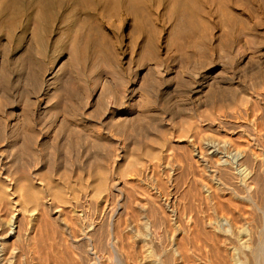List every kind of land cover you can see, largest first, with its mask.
Instances as JSON below:
<instances>
[{"label":"rangeland","instance_id":"rangeland-1","mask_svg":"<svg viewBox=\"0 0 264 264\" xmlns=\"http://www.w3.org/2000/svg\"><path fill=\"white\" fill-rule=\"evenodd\" d=\"M263 97L264 0H0V177L13 184L21 175L15 166L13 168L15 153L18 154L15 147L25 135L29 146L33 142L29 158L31 167L27 171L33 174L42 169L36 184H40L43 170L51 162L59 170L58 175L54 173L51 177L53 180L60 177L59 180L61 167L71 164L77 159L75 157L79 158L78 164L83 167L95 151H120L118 160L115 155L116 159L109 163L110 174L114 173L115 177L110 176L122 192L133 190L136 195L134 202L146 206L148 195L153 197V194L159 193V186L163 187L160 189L162 192L183 186L178 189V192H183L196 185L197 181L199 184L201 178L207 179V168L206 172L203 168L206 175H201V167L197 168V172L193 170V165L190 168L182 165L189 163L185 154L191 152L193 140L197 138H203L200 141L230 139L235 144L232 146L238 147L245 144L242 141L249 134L258 140L254 151L260 153L264 149ZM138 119L146 121L141 123ZM137 121L140 122V130ZM184 123L188 128L191 123L199 127V130H194L195 137L193 130L182 132L187 127ZM123 126L126 127V131L123 129L125 133H122ZM21 130L29 134H21ZM196 132H199V137ZM142 133L155 140L157 144L153 142V145L157 148L166 136L170 135V138L167 137L164 142L166 147L161 148L159 159L155 161L153 157H146L144 165H138V171H133L134 176L130 173L125 175L128 179L121 177L117 168L127 158L122 154L126 153L128 157L132 154L134 137L139 138L143 146L139 153H143L146 147V151L156 150L154 146L151 148V140ZM122 148L126 149L125 153L120 150ZM35 156L43 161H36ZM174 160L177 162L174 163ZM178 168H181L180 171H177ZM83 170L75 171L71 181L78 175V178L83 177V181L89 180L90 176L92 180V169V172L87 168ZM183 170H187L186 175L191 173L189 177ZM14 171L19 174L17 177ZM160 171L170 174H164L166 181ZM7 172L13 177L7 176ZM172 172L176 179L171 177ZM86 173H90L87 178ZM151 173H158L160 177L155 174L156 177H153ZM159 179L163 182L159 183ZM124 182L129 183V187L128 184L123 187ZM134 183L137 187L132 186ZM50 199L46 197L47 202ZM102 202H97L96 209L86 203V213L92 215L90 219L98 217V210L104 206ZM53 204V207L68 209L63 204ZM133 208V216L129 213L126 219H136L134 221L138 223L143 214L138 210L139 205ZM255 212L254 219L263 222L264 213L257 209ZM69 213L74 218V211ZM139 213L141 219L136 216ZM68 214L59 216L56 222L60 231L62 228L66 230L65 234L73 228L78 231L79 227L73 222L75 218L70 219ZM3 217L1 209V220ZM261 221L257 223L261 225ZM87 223L89 220L86 218L83 226L87 227ZM75 224L78 227L72 226ZM30 229L28 226L27 233ZM65 238L69 240L67 235ZM192 249L187 251L189 259L194 257L189 261L198 260L193 264H204ZM24 254L29 255L28 251L23 252L22 257L26 259L21 257L18 264L21 260L23 264L39 263H35L39 261L38 254L35 253L37 258L33 256L37 260L32 254L30 258ZM33 259L34 262H31Z\"/></svg>","mask_w":264,"mask_h":264},{"label":"bare ground","instance_id":"bare-ground-1","mask_svg":"<svg viewBox=\"0 0 264 264\" xmlns=\"http://www.w3.org/2000/svg\"><path fill=\"white\" fill-rule=\"evenodd\" d=\"M241 104L242 102L240 103V105ZM253 110L254 109H252V111ZM256 110H258V108ZM211 114L212 112L210 113V115ZM231 114L234 115V113L232 112ZM210 118L213 117L210 116ZM139 119H142V117ZM143 120L144 122L146 121L145 119ZM143 120L139 121L143 123ZM140 122L137 121V128L139 130ZM186 123L188 124V122ZM192 123L191 125H189V128L187 124L184 123V125H186L187 127L185 129H182V132L186 133L193 130L192 132L194 133V130H199V127H194V123ZM253 126L254 125H252V127ZM25 128L26 127H23V130H25ZM125 128L123 126L122 133L124 132L123 129ZM237 128L239 129V127ZM253 130L255 131V129ZM142 131L143 130H141V132ZM247 131L250 132L249 130ZM23 132L21 130V134ZM141 132H139L138 134H140ZM150 133L153 134V132L151 131ZM154 133H156V131H154ZM31 134H33L32 130ZM160 134L162 133L160 132ZM243 135H245V133ZM141 136L142 135L140 134V137ZM143 136H146L151 140L147 133L143 134ZM162 136L159 137H161V139H165V137ZM169 136H166V139ZM248 136L249 134L247 135V137H245L246 139L242 141L245 143L244 145H242L243 143L240 144L238 141V143L240 144V146L238 147L232 146L234 143H231V140L229 138L228 139L230 141H219V139L222 138H218V140L214 139L208 141H200L203 138L200 137V140H198V138L196 137L197 140H193L194 143L192 144L193 148L191 152L186 155L187 153L185 151V156H188V159H186L185 157L184 158L189 163L187 165H182L184 166V168H188L185 166H189L190 168V166L193 165L192 167L195 166V169L193 170L197 172L199 169L198 167H201L202 173L204 171L203 168H205V172L207 168V175L205 173H200L201 175H206L207 179L203 180L201 178L202 181L198 184V181L196 180L198 178L197 176V178L194 179V181H197L196 185L193 184L195 182L191 181L194 186H190L183 192H178V189L183 188V186L179 187L177 190L173 187L167 192H162L160 190L163 187L159 186L158 188L160 189L156 187L159 190V193L156 192L155 194H153V197L152 195L151 197L150 195H148L146 203L148 205L147 207V205L144 206L143 204V206H141L137 202H134V196L136 195L134 194L133 190H130L131 192L124 193L120 188H118L119 184L114 183L115 181H113V177L115 176L114 173L110 174L112 172H110L109 163L113 160V158H115V155L119 154L120 151H115L116 153L114 151L104 153L101 150V146V152H98L99 154L94 150V148H92L93 151H95L94 155H91L90 159L85 158L86 162L82 160L83 162H85L83 167L82 165L78 164V157H75L77 159L74 158L75 160L71 164H64L63 167H61L62 174L61 179L59 180L57 179L60 177H58L56 180H53L54 178L51 177L54 173L56 174L59 172L58 168L54 165L55 163L51 162L50 164H53L51 166L50 164H48L47 167H45V169L43 170L42 179L39 180L40 184H38L39 182L36 184L35 181L37 177L41 175L42 169H40L39 171L37 170L36 173L33 172V174L28 173L27 170L29 167H31L29 166L31 163L29 158L31 159L30 156H32L31 153L33 147L30 146L33 142L29 146V143L27 141L25 142L24 135L22 141H20L19 144L15 147L16 150L14 149L16 152H18V154L16 155V153L12 151L16 156L14 157L13 168L16 167V171L21 174L19 175L17 173L20 176H18L19 179H16L18 180L16 182L17 184L14 182V185L13 183L9 182L10 180L8 181L7 178L0 177V210L2 209L4 213L3 219L1 220L0 218L2 222L0 226V264H18L17 262L23 256V252L26 253L27 251L29 255L32 254V257L34 256L37 258L38 256L39 261H35V263L39 262L38 264H193L195 261H191L194 259V257L191 260L189 259L191 257L188 258L187 256V251L191 248H193L192 250L197 252V256H200L203 259V263L205 262L206 264H264V218H262L263 222L261 221V219H259L262 222L261 225H259L260 223H257V221L259 222V220L256 221L254 219V213L256 214V209L259 210L261 214L264 213V211H262L264 209V149L260 150V153L257 152L258 150L255 152L254 148L257 146L256 141L258 140H256V138L253 136V138H251L250 136L248 138ZM26 137H28V135ZM152 137L154 139V136ZM257 137L259 138V136ZM134 138L132 140V154L130 153L131 155L129 157L125 153L126 151H124L126 149H120L121 151H124L122 153H125L124 155L122 154V156L125 158L127 157L121 164L118 165L117 168L118 173L121 174V177H125V175L128 174L130 175V173L133 175V171L137 172L138 165H144L142 163L144 162V159L146 157H153L155 158V161L156 158L159 159L161 152L160 150L164 146V142L166 141V139L164 142L161 141L160 144H158V149L154 146L155 144H157L155 140H151V148L152 146H154L156 150L148 151H146V146H148L149 144L147 145V143H145L146 148L143 154L139 153L141 148L143 147L142 144H140V139ZM158 139L159 138H157V140ZM108 142L109 141H107V144H109ZM153 142H155V144ZM97 146H99V144ZM97 146L96 148L98 151ZM109 146L110 145H108V147ZM261 146L262 145H260V147ZM116 147L118 148L119 146ZM168 148H170V146H168ZM86 153L84 155H87ZM88 153L91 154V152ZM39 156L41 155L39 154ZM118 156L119 155L116 156L117 160ZM34 159H36V161L42 160L39 158L37 160V157ZM48 160L52 161V159ZM178 161H180V159ZM113 162L115 163V161ZM176 162L177 161L174 160V163ZM184 163L186 164L187 162L185 161ZM115 164H118V162ZM167 164L169 165L168 162ZM168 165L166 167L170 166L171 168H174L171 166V164L169 166ZM34 167L38 168V166ZM83 168H87L88 170H90V172L93 171L92 180L90 179V176L89 180L91 181L89 182L87 178L88 173H86L87 179L85 178V181H83V177H81L82 180L81 178H78L80 175H78V177L76 176V179H74V181H71V175H73L75 171L81 172ZM180 169L177 171H180ZM88 170H86V172H88ZM166 170L168 171V169ZM143 171L144 170H142V173ZM183 171L185 172V170ZM163 172L164 171H162L161 173ZM186 173L187 170L185 172V175ZM17 174L14 171V175L16 176ZM151 174L157 175L158 173ZM164 174L165 173H163V176ZM166 174L168 173L166 172ZM174 174L172 172L171 177H173ZM188 174L191 173L188 172ZM196 174L199 175V173ZM9 175L10 173H8L7 176ZM89 175L90 173L88 174V177ZM110 175H113V177H111ZM155 175H153V177ZM183 175L182 177H184ZM201 175L199 176L201 177ZM11 177H13V174ZM158 177L160 176L157 175V178ZM174 177L176 179V176ZM175 179H173V182ZM157 180L158 179H156V181ZM159 180V183L163 182L161 181V179ZM166 180L167 179H165V181ZM126 184H128L129 187V183L126 182H124L122 186L125 187ZM135 185V183L134 185L132 184L133 187ZM166 186L167 185H165V187ZM135 187H137V185ZM47 196H49V198L51 197L50 201L48 202L46 200ZM142 198L143 197H141V199ZM99 199H101V201H98ZM112 201L115 202L114 205L112 204ZM54 202L63 204L65 207H68V209H66L69 210V212L74 211L73 215L75 214V219L71 218L73 216H70V213L68 212V214L66 209L53 207ZM97 202H102L104 206L100 211L98 210V212H100L98 214V217L95 216L96 218L90 219V216L92 215L89 216L86 213L85 205L86 203H88L91 207H95L96 209V204H98ZM135 205L140 206L138 210H141L143 214V216H141V213H139L140 215H136L137 217H142V220L138 223L134 221L136 219L131 221V218V222L126 219L129 213L131 214L132 212H134L133 206ZM66 214H68V217L70 216V219H74L73 222L79 224V227L76 224L72 225L77 226L78 228L76 227V230L78 231H74L73 229L75 228L73 227V229H70L69 227L70 230L67 231L66 234V230L64 231L63 228L62 231H60L59 226L56 224V222H58L57 218L62 215L66 216ZM54 215H57V217H55ZM131 215L133 216V214ZM141 217L138 218L141 219ZM86 218L87 220H89V223H87L88 225L86 224L87 227L83 226L84 219ZM126 220L131 224H128ZM28 226L31 227V231H29V233H27ZM84 227L87 228L86 231L84 230ZM77 232L79 233L78 235H76ZM158 234H160V237L158 236ZM65 235L69 237V240H66ZM74 249L76 250L75 252L73 251ZM78 250L79 252H77ZM35 253L36 255H38L36 256ZM22 258L26 259L24 257ZM34 259L31 262H34ZM202 259H200L199 261L201 262ZM196 262H198V260Z\"/></svg>","mask_w":264,"mask_h":264}]
</instances>
